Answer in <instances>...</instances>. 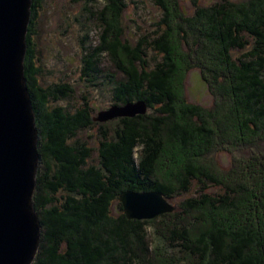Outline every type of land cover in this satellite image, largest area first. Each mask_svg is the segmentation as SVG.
I'll return each mask as SVG.
<instances>
[{"label": "trees", "instance_id": "obj_1", "mask_svg": "<svg viewBox=\"0 0 264 264\" xmlns=\"http://www.w3.org/2000/svg\"><path fill=\"white\" fill-rule=\"evenodd\" d=\"M41 1L33 0L25 58L42 158L33 264H264V231L235 221L250 223L245 207L264 215L252 191L254 200L239 204L241 186L250 189L237 176L246 173L237 165L251 163L244 154L261 161L256 145L264 158V0H194L190 16L180 0H155L162 19L135 44L120 26L124 0H88L99 32L95 41L87 32L83 76L109 86L113 105L146 106L105 121L87 100L75 112L62 104L74 96L69 82L42 85L33 40ZM192 69L209 87L211 107L188 101ZM94 128L95 146L80 135ZM221 152L231 155L228 169ZM125 191L160 192L175 209L131 219Z\"/></svg>", "mask_w": 264, "mask_h": 264}, {"label": "water", "instance_id": "obj_2", "mask_svg": "<svg viewBox=\"0 0 264 264\" xmlns=\"http://www.w3.org/2000/svg\"><path fill=\"white\" fill-rule=\"evenodd\" d=\"M32 4L0 0V264H32L42 240L34 206L41 137L25 75ZM145 111L143 102H129L100 112L97 120ZM120 200L131 219H152L175 209L155 191H125Z\"/></svg>", "mask_w": 264, "mask_h": 264}, {"label": "rangeland", "instance_id": "obj_3", "mask_svg": "<svg viewBox=\"0 0 264 264\" xmlns=\"http://www.w3.org/2000/svg\"><path fill=\"white\" fill-rule=\"evenodd\" d=\"M215 1L198 0L203 5H208ZM124 3L125 9L122 10L120 26L124 29L125 37L135 44L144 34L156 29L157 22L162 19V10L155 0H124ZM193 4L194 0H180V6L185 15L190 16L194 13L195 7ZM96 7L95 4L91 6L88 0H42L39 17L36 22V35L33 36L37 48L36 51H38V56L36 57H39V63L45 70L41 78L42 85L46 87L47 84L60 80L69 82L74 89V96L70 100L62 101V104L75 112V110L84 107L87 100L90 107L95 108L93 116L100 111L109 109L110 105H113L109 86L96 87L83 76V60L86 54L84 47L90 44L89 40H97L96 36L99 32L96 16L88 12L90 9L96 10ZM88 30H90L89 40H87L86 36L88 35ZM105 65H109L108 61H105ZM109 70L112 72L115 69L111 67ZM184 83L185 95L189 102L210 107L213 105V96L207 84L202 80L199 69L189 71L185 75ZM80 135L82 138H89L90 145H96L94 137L97 135V128L82 131ZM239 145L241 143H238ZM258 146L256 145L254 150H256V154L261 158V161L244 154L247 158L246 160L251 161V163L246 164L249 168L247 169L246 165L245 167L237 165V171L241 170L243 172L244 170L246 172L245 175L241 176L236 172L238 178L242 179L241 183L245 182L248 184L250 189L246 192L248 194H246L243 193L244 188L241 186V191L238 194L240 205L246 206L248 203L247 201L243 202V200L248 197H250L247 199L248 201L254 200L252 198L253 195H250L251 191L257 195L255 202L258 204L262 201L264 202V158L259 156L261 153ZM235 154L241 156V154ZM97 156L98 153L95 152L93 159H97ZM218 160L223 168L228 169L231 167L232 159L230 154L221 152L218 155ZM248 208H244L241 216L243 219L252 218L250 223H243L242 218L240 217L241 220H237L238 217L236 216V226L252 224L259 231H264V215H257L255 209ZM259 208L260 210L264 209L263 205L259 206ZM152 238H154L153 235Z\"/></svg>", "mask_w": 264, "mask_h": 264}, {"label": "bare ground", "instance_id": "obj_4", "mask_svg": "<svg viewBox=\"0 0 264 264\" xmlns=\"http://www.w3.org/2000/svg\"><path fill=\"white\" fill-rule=\"evenodd\" d=\"M232 173V172H231Z\"/></svg>", "mask_w": 264, "mask_h": 264}]
</instances>
